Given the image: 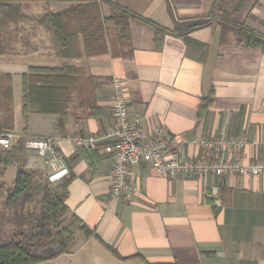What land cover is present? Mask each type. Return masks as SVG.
<instances>
[{"label": "crops", "instance_id": "obj_1", "mask_svg": "<svg viewBox=\"0 0 264 264\" xmlns=\"http://www.w3.org/2000/svg\"><path fill=\"white\" fill-rule=\"evenodd\" d=\"M116 1L166 28L197 19L209 22L181 35L166 33L158 42L151 27L135 20L129 21L125 40L104 26L98 51L86 55V41L79 33L69 43L81 55L67 59L53 53L49 31L39 19L46 11L68 8L70 2L23 1L20 10L26 17L7 19L0 30L5 50L0 73L10 74L13 97L12 132L20 134L23 126L21 74L30 65L66 64L67 82L71 72L72 83L78 79L86 84L82 96L73 89L65 114L35 112L28 117V136L50 138L60 150L68 173L59 180L70 178L65 203L92 231L89 237L76 232L67 253L43 262L264 264V173L168 176L141 163L129 176L136 186L133 197L113 200L111 153L102 144L91 150L70 140L77 134L101 133L113 124L116 77L123 82L130 115L139 119L142 139L156 126L187 139L210 138L224 130L246 140L224 157L264 159V52L238 42L233 33L220 42V25L228 22L237 29L235 20L248 11L252 33L264 39V0H246L239 11V0ZM97 3L101 17L113 14L109 3ZM205 95H211L212 104L199 116ZM87 98L94 99L96 107H89ZM181 152L194 157L204 148L185 141ZM24 166L43 177L50 172L46 156L34 148H26ZM5 173L0 181L11 185Z\"/></svg>", "mask_w": 264, "mask_h": 264}, {"label": "trees", "instance_id": "obj_2", "mask_svg": "<svg viewBox=\"0 0 264 264\" xmlns=\"http://www.w3.org/2000/svg\"><path fill=\"white\" fill-rule=\"evenodd\" d=\"M26 0H0V12L4 18L19 19L26 17L21 14L20 4ZM67 1L71 5L57 12L46 11L40 21L46 26L51 38L53 53L61 58L78 57L81 53L70 48V41L81 33L86 41L85 54L98 51V42L103 39L104 26L116 32L120 40L128 38L129 21L135 20L154 30V40L160 41L166 33L181 35L207 25L209 21L197 19L166 28L131 9L119 4L116 0H101L109 3L113 14L101 17L97 0H41ZM246 0H239L237 11ZM258 0L255 1L257 3ZM254 5V4H253ZM249 11L242 19L235 20L237 29L227 23L220 25L221 43L227 42L230 33L235 40L247 45L258 47L264 52V39L254 35L247 24ZM97 43V46L95 44ZM104 46L103 44H101ZM4 45L0 32V54L4 53ZM68 65L41 66L30 65L21 74V105L20 113L23 122L21 133L12 141L8 149H0V176L6 168L14 166L15 173L11 185L0 181V191L7 190L4 204L7 209V220L13 224L11 237L0 242V264H34L50 260L60 254L67 253L74 241L75 233L85 237L92 233L87 224L76 214L71 213L65 203L68 195L70 178L51 182L35 169L24 166L25 139L28 136V117L31 113L65 114L71 92L76 90L82 96L86 90L85 83L78 79L70 84L67 82ZM70 86V87H69ZM84 101V99H82ZM12 90L9 73H0V134L13 128ZM89 107H96L94 99H86ZM211 95L202 97L198 105L199 116L207 112L211 106ZM58 154L60 150L55 147ZM37 200V201H36ZM36 201V202H35ZM38 204V210H35ZM71 213L70 217L67 214ZM121 258L116 250L106 246Z\"/></svg>", "mask_w": 264, "mask_h": 264}, {"label": "built area", "instance_id": "obj_3", "mask_svg": "<svg viewBox=\"0 0 264 264\" xmlns=\"http://www.w3.org/2000/svg\"><path fill=\"white\" fill-rule=\"evenodd\" d=\"M114 92L111 102V113L114 120L101 133L77 134L70 137L72 144L85 149H96L102 144L103 149L111 153V186L110 198L130 200L136 186L129 179L132 169L141 164H150L157 173L173 176L176 173L195 175L251 174L264 173V159L253 158L245 161L242 157H224L233 149H240L246 140L243 136H233L221 130L210 138L197 137L187 139L183 135H173L161 126L152 129L150 136L142 139L139 119L130 115L124 93L123 82L113 79ZM15 132L0 134V149H8ZM190 141L204 148V152L194 157L183 156L181 152L184 142ZM25 148H34L38 154L46 156L50 168L47 179L51 182L59 180L68 173L62 154L55 150L50 138L27 136ZM215 191L214 188L207 194Z\"/></svg>", "mask_w": 264, "mask_h": 264}, {"label": "rangeland", "instance_id": "obj_4", "mask_svg": "<svg viewBox=\"0 0 264 264\" xmlns=\"http://www.w3.org/2000/svg\"><path fill=\"white\" fill-rule=\"evenodd\" d=\"M234 1H237V0H234ZM1 14L2 13L0 12V30H1L4 22L7 21V18H4ZM16 96H18L17 93H16ZM19 125H20V119H19ZM5 171H6L5 178L7 180L8 179L13 180L14 173H15L14 166H10V167L6 168ZM6 192H7V190L5 189V187L3 188L2 191H0V242H3V241H5L11 237V230L14 227L13 224L7 220V216H6L7 209H6V206L4 204V197L6 195ZM35 210H38V204H35ZM38 264H52V263H51V261H49V262H43L42 261L41 263H38Z\"/></svg>", "mask_w": 264, "mask_h": 264}]
</instances>
